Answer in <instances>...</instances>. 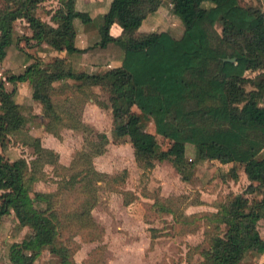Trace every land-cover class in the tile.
<instances>
[{
  "label": "trees",
  "instance_id": "obj_1",
  "mask_svg": "<svg viewBox=\"0 0 264 264\" xmlns=\"http://www.w3.org/2000/svg\"><path fill=\"white\" fill-rule=\"evenodd\" d=\"M42 1L7 0L0 7V63L23 67L0 78V222L13 215L9 261L37 264V256L48 246L62 263L72 264L69 247L58 240L61 218L51 207L53 193L32 186L48 149L35 138V150L42 154L30 160H11L3 153L23 119L13 98L19 81H28L32 98L53 118H58L55 82L74 83L80 91L100 85L108 92L112 133L127 136L135 157L147 167L154 159H168L188 179L187 143L199 146L206 159L231 163L233 178L241 167L249 180L245 191L261 197L248 199L240 192L219 205L211 220L217 227L223 224L224 230L201 249L199 264H241L249 252L264 254L258 225L264 217V7L241 0H169L186 22L182 33L174 36L167 30L139 29L163 0H111L98 25L99 39L78 46L76 0H57L51 22L37 14ZM20 20L31 35L15 26ZM35 37L64 55L47 61L35 56L29 51ZM249 62L259 64L260 70L246 74ZM142 118L153 122L154 132L144 127ZM155 133L169 140L166 148L159 147ZM71 182L67 178L64 184ZM81 213L92 219L88 208ZM24 228L29 232L16 240Z\"/></svg>",
  "mask_w": 264,
  "mask_h": 264
},
{
  "label": "rangeland",
  "instance_id": "obj_2",
  "mask_svg": "<svg viewBox=\"0 0 264 264\" xmlns=\"http://www.w3.org/2000/svg\"><path fill=\"white\" fill-rule=\"evenodd\" d=\"M6 1L0 0V7ZM241 1L264 4V0ZM162 2L161 12L148 14L139 29L167 30L179 36L186 22L172 10L169 0ZM109 3L110 0L78 1L77 45L80 38L87 44L99 39L98 25ZM57 5V0H43L37 14L51 22L50 14ZM15 26L32 33L23 20ZM36 41L37 37L29 51L44 61L64 53ZM21 71L23 67L17 64L0 63V78ZM15 84L13 98L23 119L9 135L3 153L11 160L19 156L30 160L42 154L35 150V138L48 149L43 152L46 161L40 164L32 186L34 190L53 193L51 207L61 218L58 240L69 247L72 264H199L203 260L201 249L209 245L214 233L224 230L223 224L217 227L211 220L219 205L240 192L248 199L261 197L259 192L245 191L249 180L241 167H236L237 176L233 178L229 172L231 163L206 159L200 147L191 143L186 144L185 153L191 164L185 171L191 172L188 179L168 159H154L153 166L147 167L135 157L127 136L116 137L112 133L108 92L100 85L80 91L74 83L55 82L53 100L58 118H53L45 115L47 107L42 102L32 98L28 81ZM6 85L13 87L10 82ZM142 123L154 132L151 120L142 118ZM97 133L107 141L103 142ZM155 136L160 148L169 145L168 139L157 133ZM94 170L101 175H94ZM67 178L72 179V184H64ZM87 208L91 220L81 213ZM0 223V264L11 263L7 253L12 242L9 232L13 217L7 216ZM258 225L264 235V217ZM27 232L29 229L24 228L16 240ZM36 262L67 264L52 254L48 246L41 250ZM241 264H264V254L249 252Z\"/></svg>",
  "mask_w": 264,
  "mask_h": 264
},
{
  "label": "crops",
  "instance_id": "obj_3",
  "mask_svg": "<svg viewBox=\"0 0 264 264\" xmlns=\"http://www.w3.org/2000/svg\"><path fill=\"white\" fill-rule=\"evenodd\" d=\"M78 1H80V0H76V8H77V3H78ZM99 1H101V0H99ZM111 1V0H110ZM170 4V6L172 7V10L174 11V9H173V5L171 4V3H169ZM164 4H163V2L160 4V6L158 7V9H157V11L155 12V13H153V14H157V12H161V10H162V6H163ZM109 7V6H108ZM263 7H264V4H263ZM108 9V8H107ZM107 9L105 10V12L107 11ZM77 10H78V12H79V9L77 8ZM104 12V13H105ZM80 13V12H79ZM79 15V14H78ZM144 20V19H143ZM143 22V21H142ZM74 24H75V20H74ZM142 24V23H141ZM78 31V30H77ZM79 32V31H78ZM113 32L115 33H117L118 32V28L117 27H113ZM80 44H78V46H86L87 45V42H86V40H84V39H81L80 38V42H79ZM64 52V51H63ZM63 55H64V53H63ZM62 55V56H63ZM83 69H85V66L84 65H82L81 66ZM97 67H94V66H90V70H93V69H96ZM260 70V66H259V64H257V63H255V62H249L248 64H247V66H246V74H251V75H253L254 73H256V72H258ZM251 72V73H250ZM17 158V157H16ZM15 159V158H14ZM10 216H13L12 214L10 215ZM1 224V223H0ZM2 228V225H0V229ZM5 264H11V263H8V262H6ZM13 264V263H12Z\"/></svg>",
  "mask_w": 264,
  "mask_h": 264
},
{
  "label": "water",
  "instance_id": "obj_4",
  "mask_svg": "<svg viewBox=\"0 0 264 264\" xmlns=\"http://www.w3.org/2000/svg\"><path fill=\"white\" fill-rule=\"evenodd\" d=\"M227 59L233 60V58H227Z\"/></svg>",
  "mask_w": 264,
  "mask_h": 264
}]
</instances>
